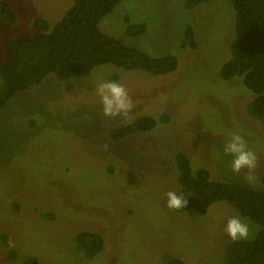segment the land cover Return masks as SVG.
I'll use <instances>...</instances> for the list:
<instances>
[{
	"label": "rangeland",
	"instance_id": "374dc122",
	"mask_svg": "<svg viewBox=\"0 0 264 264\" xmlns=\"http://www.w3.org/2000/svg\"><path fill=\"white\" fill-rule=\"evenodd\" d=\"M0 1L18 12L14 26L0 19V62L8 37L35 33L37 19L54 21L70 3ZM126 17L146 22V34L123 39ZM234 22L227 0L191 10L184 9V0H124L101 27L152 56L175 51L183 27L192 26L196 46L175 51L173 73L150 76L102 65L69 81L50 75L0 109V264H17L8 259L10 250L42 264H164L172 256L186 264H221L229 240L224 226L237 211L218 202L202 216L175 213L166 206V193L178 189L177 152L194 168L207 169L213 180L256 186L264 175V122L249 117L245 107L253 95L240 79L219 76L230 57ZM104 81L127 89L133 101L127 117L103 116L96 86ZM162 114L168 123L151 132L118 142L108 137V129L139 115ZM232 133L242 135L257 154L253 184L229 167L232 157L223 145ZM244 219L253 240L259 227ZM87 230L105 241L91 260L81 257L72 241ZM2 235L8 236V247Z\"/></svg>",
	"mask_w": 264,
	"mask_h": 264
},
{
	"label": "trees",
	"instance_id": "16d2710c",
	"mask_svg": "<svg viewBox=\"0 0 264 264\" xmlns=\"http://www.w3.org/2000/svg\"><path fill=\"white\" fill-rule=\"evenodd\" d=\"M124 0H70L63 14L53 20L39 18L36 32L7 38V56L0 62V109L16 94L25 92L53 75L59 81H69L88 75L102 65H113L124 71L167 76L178 66L176 50L193 49L196 38L187 23L180 33V43L171 53L152 56L138 47L128 45L115 35L105 32L102 20ZM213 0H184V9L191 10ZM235 15L233 39L229 45L230 57L219 70L223 81L240 79L253 97L245 105L249 117L264 122V0H227ZM18 12L11 4L0 1V19L11 27L18 21ZM53 21V22H52ZM123 39L137 38L147 32L146 22L132 23L125 18ZM169 117L139 115L133 120L108 129L112 142L129 136L153 131L166 124ZM173 161L177 172V193H182L188 204L175 213L191 212L205 215L213 204L225 202L243 218L259 227L253 240L226 241L222 247L221 264H264V175L256 186L213 180L205 168H194L189 157L177 152ZM47 217L55 219L54 214ZM5 247L10 244L2 235ZM81 257L91 260L104 248L103 236L96 231H80L72 237ZM8 259L17 264H42L33 256L22 257L13 250ZM164 264H186L178 256L166 259Z\"/></svg>",
	"mask_w": 264,
	"mask_h": 264
},
{
	"label": "clouds",
	"instance_id": "9594fccd",
	"mask_svg": "<svg viewBox=\"0 0 264 264\" xmlns=\"http://www.w3.org/2000/svg\"><path fill=\"white\" fill-rule=\"evenodd\" d=\"M96 93L103 116L115 118L117 116L127 117L133 109V101L125 86L116 81H104L96 86ZM225 155L232 157L229 167L233 173H244V177L249 184L256 182L254 175L258 164L257 154L248 148L242 135L232 133L223 145ZM167 207L171 210L185 209L188 199L175 191H168ZM224 232L232 242L249 239V223L242 218L239 213L227 219Z\"/></svg>",
	"mask_w": 264,
	"mask_h": 264
}]
</instances>
